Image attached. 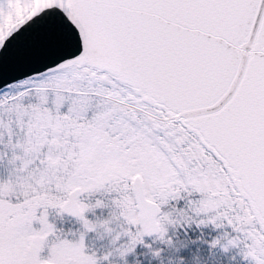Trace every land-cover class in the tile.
Instances as JSON below:
<instances>
[{
	"label": "snow or ice",
	"instance_id": "1",
	"mask_svg": "<svg viewBox=\"0 0 264 264\" xmlns=\"http://www.w3.org/2000/svg\"><path fill=\"white\" fill-rule=\"evenodd\" d=\"M5 122L0 264H112L33 226L92 206L121 256L181 218L264 264V0H0Z\"/></svg>",
	"mask_w": 264,
	"mask_h": 264
},
{
	"label": "rangeland",
	"instance_id": "2",
	"mask_svg": "<svg viewBox=\"0 0 264 264\" xmlns=\"http://www.w3.org/2000/svg\"><path fill=\"white\" fill-rule=\"evenodd\" d=\"M8 176V169L5 166L0 165V180H6L8 179ZM199 198V194H194L192 197H189V200ZM172 203L175 207L180 209H185L188 206V200L184 199L178 202L174 201ZM110 211L111 209H97L96 215H101L102 213L103 216L107 218ZM86 216L90 220L95 219V216H93L92 213H87ZM49 221L56 225V228L62 238H66L74 242L79 241L80 234L84 232L82 222H80L77 217L69 216L65 213L59 214L58 210L55 209H49ZM193 223L201 226L202 228H209L215 232L214 236H208L209 239L206 244V249L211 256V264H254L250 258H245L241 247L228 245L227 241L230 236L226 237L225 233L235 235L230 226L217 228L211 223ZM191 224L184 223L178 226H168V234L165 237V240L170 239L172 241L171 246L158 239V235L150 238L144 237L143 243L138 244L135 250L126 258L121 259L119 257H110V259L114 262V264H195L194 261L196 259L194 256V260L189 261L185 257L183 258L182 255V250L184 251L185 246L191 245L190 238L186 236V232ZM33 226L37 229L41 227L39 223H34ZM181 234H184V237H182ZM84 239L86 252L88 254L95 253L99 258H102L112 247L107 240L98 239L95 233H87L84 236ZM217 241H219V243H217ZM197 242H199V238ZM49 255L50 247H46L41 252V257L47 259ZM201 257L202 255L197 253L196 258H199L197 261L198 264L201 261ZM103 264H108V262L103 261Z\"/></svg>",
	"mask_w": 264,
	"mask_h": 264
},
{
	"label": "clouds",
	"instance_id": "3",
	"mask_svg": "<svg viewBox=\"0 0 264 264\" xmlns=\"http://www.w3.org/2000/svg\"><path fill=\"white\" fill-rule=\"evenodd\" d=\"M2 135L4 137V141H3V148H2V150H0V159L8 158L9 150H11L12 156H11L10 162L12 163V165L15 166L17 164V162L19 161V162H21V166H23L22 165L23 156H20L16 153V147H20V144L18 142L15 147L12 146L11 140H10V135H11L10 126L7 124V122H5V124L3 125ZM97 209H101V210L111 209V211H110L109 215L107 216V218H105L102 213H101V215H96ZM87 213H92L93 216H95V219L94 220L89 219L90 223H87V224L83 220L78 219L80 222H82V227L84 229V232H82L81 234H83L85 236L87 233H95L96 237L98 239L107 240L108 243L112 247L105 255H110V257H119L121 259H124L130 253H132V252H128L127 255L121 256L119 254V252L113 251V243L112 242H113L115 234L117 233V231L120 227L117 212H116V209L114 207L97 208L95 206H92V207L88 208L86 214ZM48 220H49V211L46 212V214L43 216V220L41 222V227H44L47 224ZM181 222H182V219L177 218L176 223L174 225H169V226H178L181 224ZM167 234H168V231L165 233V235L163 237L158 235V239H160L162 242L171 246L172 241L170 239L165 240V237L167 236ZM112 264H114L113 261H112Z\"/></svg>",
	"mask_w": 264,
	"mask_h": 264
},
{
	"label": "trees",
	"instance_id": "4",
	"mask_svg": "<svg viewBox=\"0 0 264 264\" xmlns=\"http://www.w3.org/2000/svg\"><path fill=\"white\" fill-rule=\"evenodd\" d=\"M186 236L190 238L191 245L185 246L184 251L182 250L183 258L185 257L187 260H194L193 256L195 257V264H198L197 261L199 258H196L197 253H200L202 255L201 261L199 264H211V256L206 249L207 240L209 239V235L214 236L215 232L213 230H210L209 228H202L201 226L192 223L191 226L188 228V231L186 232ZM182 237H184V234H181ZM199 242H197L198 238ZM197 242V243H196ZM198 244V246H197ZM195 246V247H191Z\"/></svg>",
	"mask_w": 264,
	"mask_h": 264
},
{
	"label": "water",
	"instance_id": "5",
	"mask_svg": "<svg viewBox=\"0 0 264 264\" xmlns=\"http://www.w3.org/2000/svg\"><path fill=\"white\" fill-rule=\"evenodd\" d=\"M67 214V213H66ZM69 215V214H68ZM72 216V215H71ZM158 234H152V235H146L145 237H153V236H157Z\"/></svg>",
	"mask_w": 264,
	"mask_h": 264
},
{
	"label": "flooded vegetation",
	"instance_id": "6",
	"mask_svg": "<svg viewBox=\"0 0 264 264\" xmlns=\"http://www.w3.org/2000/svg\"><path fill=\"white\" fill-rule=\"evenodd\" d=\"M66 214V213H65ZM68 215V214H67ZM69 216H71V215H69ZM150 238V237H149Z\"/></svg>",
	"mask_w": 264,
	"mask_h": 264
}]
</instances>
